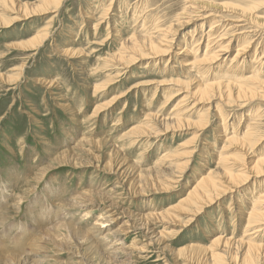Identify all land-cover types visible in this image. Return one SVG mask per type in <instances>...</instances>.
Wrapping results in <instances>:
<instances>
[{
	"label": "rangeland",
	"instance_id": "obj_1",
	"mask_svg": "<svg viewBox=\"0 0 264 264\" xmlns=\"http://www.w3.org/2000/svg\"><path fill=\"white\" fill-rule=\"evenodd\" d=\"M40 1L0 0V18H18L0 23V264H201L187 245L206 247V259L224 248L218 236L234 245L219 264H241L249 194L264 188V167L249 169L264 158V90L238 98L234 86L230 96L213 89L199 102L192 93L264 81V0H58L30 16L15 11ZM211 23L233 36L226 59L200 65ZM37 34L41 43L15 45ZM163 36V53L143 47L111 62L133 38ZM238 48L243 61L232 60ZM209 171L216 193L181 205ZM87 190L89 204L72 207ZM103 217L102 233L126 247L117 262L89 229ZM259 227L244 239L264 244Z\"/></svg>",
	"mask_w": 264,
	"mask_h": 264
},
{
	"label": "bare ground",
	"instance_id": "obj_2",
	"mask_svg": "<svg viewBox=\"0 0 264 264\" xmlns=\"http://www.w3.org/2000/svg\"><path fill=\"white\" fill-rule=\"evenodd\" d=\"M58 3V0H41L39 3L37 4H34L32 6H27V5H24V6H19L17 8H15V11L17 10L18 12L21 11V13H23L24 15H29L31 13H37L39 11H42L44 8H47L49 7L50 5H54ZM202 4V3H201ZM207 4V3H206ZM209 4V3H208ZM215 4V3H214ZM211 3V6L214 5ZM205 5V3H204ZM223 6V4H221ZM220 5V6H221ZM207 6V5H206ZM209 6V5H208ZM207 6V7H208ZM221 6V7H222ZM227 5L224 4L223 7H225ZM230 6V5H228ZM227 6V7H228ZM215 8V5L213 6ZM220 7V8H221ZM222 7V8H223ZM189 8V7H188ZM205 8V7H204ZM233 8V7H232ZM238 8V7H237ZM14 10V9H13ZM52 10V9H51ZM235 10V9H234ZM238 10V9H237ZM14 11V12H15ZM205 11V10H204ZM199 12V11H198ZM246 13V12H245ZM251 14V13H250ZM204 15V14H203ZM30 16V15H29ZM202 16V15H201ZM251 16V15H250ZM25 17V16H24ZM200 17V16H199ZM255 17V16H254ZM16 16H13L11 18H8V19H1L0 18V23L3 25V26H7V25H10L12 22H15L16 21ZM257 18V17H256ZM18 19V18H17ZM4 20V21H3ZM241 19L240 18H237L236 21L234 22H240ZM251 22V21H250ZM218 25L211 23V26L210 28L208 29V31L205 33V38L207 37L206 39V43H205V49H204V53H203V56L201 59H199V62H207V63H199L200 65H205V64H208V63H213V62H216L218 61L219 59L221 58H224L226 59V52H227V49H228V44L229 42L231 41V36H233V34H229L227 32H222V33H218V29L219 28H216ZM231 28V27H230ZM226 30V29H225ZM220 31V30H219ZM164 32V31H163ZM228 34V35H227ZM36 37V40L38 41L37 43H39L40 41L43 40L44 38V34H37L33 37H31L30 39L24 41L23 43H16L15 45L17 46H21V47H32V44H29L28 46H24L25 44L27 43H30L31 40L33 38ZM164 37L163 36L162 38H160V40L158 42H156L154 39H146V40H141V41H137L133 38V40H131V43H130V46H125L123 45V47L121 48V52H119V54H114L113 55V61H116L115 59H118V60H122L124 57L127 58L125 54H122V53H125V52H128V53H132L131 55H136L135 53H140L143 49V47H148L149 49H151L153 52H155V54H158V53H163V47L161 48L160 44L163 43L162 41H165L164 40ZM170 39V38H168ZM46 40V39H45ZM197 40V39H196ZM224 40H228L227 43L225 44L224 43ZM203 41V40H202ZM41 43V42H40ZM169 40L166 39V42H164L163 44L168 46L169 44ZM204 43V42H203ZM199 41L197 42V44H195V46L191 47V50L192 51H198L199 49ZM204 45V44H203ZM215 46V47H214ZM217 48V50H215ZM244 48V47H243ZM243 48H238L236 51H235V55L234 57L232 58V60H236L234 58H242L241 61H243V57H242V52H243ZM178 49L182 50V46L181 47H178ZM143 54V52H141ZM127 54V53H126ZM256 54V52H255ZM254 54V55H255ZM130 55V56H131ZM129 56V57H130ZM132 57V56H131ZM220 57V58H218ZM133 58V57H132ZM218 58V59H217ZM194 62V61H193ZM241 64V63H240ZM260 64V63H259ZM117 65V64H116ZM211 65V64H208V66ZM206 67V66H205ZM203 68V67H202ZM231 72H235L233 70V68L230 67ZM233 74V73H232ZM260 74H255V76H250L248 77L251 81H254L256 82L258 85L256 84H252V85H248V84H239V85H231L229 84L230 82H223V81H219L218 83H209L207 85H203V84H198L196 85V89L195 91H193L192 95H197V101L199 102V100H204V98L206 99H209L211 96V93L213 91V89L215 90L214 92L218 93L219 95L218 96H221V91L222 89H224V91L226 92V95L227 96H230L231 95V91H232V86H234V89L236 90V97L239 98V96L241 97H244L246 96L247 94L252 95L254 96L255 94H258L260 90H264V87L261 86V84L264 82L260 77H259ZM231 85V86H229ZM263 95V94H262ZM177 96V95H176ZM174 97V96H173ZM184 97L186 96H182V98L184 99ZM217 97V96H216ZM230 98V97H229ZM183 99H181L180 101H183ZM222 98H220L219 100H221ZM245 99V98H244ZM249 99H251L249 97ZM185 100V99H184ZM196 100V99H195ZM226 100V99H225ZM228 100V99H227ZM171 101V100H169ZM180 101H178V105L180 104ZM229 101V100H228ZM254 101V100H253ZM209 102V101H207ZM222 102V101H221ZM177 103H175L177 105ZM184 104L183 102L181 103V105ZM222 105V104H221ZM66 106V105H65ZM179 107V106H178ZM181 109V108H180ZM221 115H222V112H220ZM256 113V112H255ZM258 113V112H257ZM150 114V113H148ZM259 114V113H258ZM150 117V116H149ZM178 117V116H176ZM224 119H221V121H223ZM177 121V124H181L182 122H180L179 120H175ZM144 124V123H143ZM253 126V124H252ZM251 126V127H252ZM135 127V126H134ZM145 127V126H144ZM254 127V126H253ZM148 128V127H147ZM139 129V128H137ZM149 130V128H148ZM247 130V129H246ZM146 131V130H145ZM133 132V131H132ZM135 134V133H134ZM246 134V133H245ZM250 134V132H249ZM254 134V133H253ZM142 135V134H141ZM133 136V135H132ZM150 136V135H149ZM246 136V135H245ZM250 136V135H249ZM248 136V137H249ZM143 137V136H142ZM263 137V136H262ZM135 138V137H134ZM246 138V137H245ZM256 138V137H255ZM138 139V138H137ZM252 139V138H250ZM136 140V139H135ZM134 140V142H135ZM239 140V138L237 139ZM242 140V139H241ZM245 140V139H244ZM243 140V141H244ZM248 140V139H247ZM242 141V142H243ZM251 141V140H248V142ZM255 140L253 139L252 142L255 144L254 142ZM239 142V141H238ZM241 143V141H240ZM239 143V145H240ZM251 143V142H250ZM245 144H247L245 142ZM243 144H241L242 146ZM245 146V145H244ZM247 146V145H246ZM250 146V145H249ZM248 147V146H247ZM246 147V148H247ZM249 148V147H248ZM226 149V148H225ZM245 149V148H244ZM245 151V150H244ZM225 153V152H224ZM223 153V154H224ZM218 162L216 163H219L218 165L221 164V161L223 159V156L220 154H218ZM229 156V155H227ZM227 157H225L226 159ZM260 158V157H258ZM228 159V158H227ZM257 159V158H256ZM255 159V160H256ZM66 161V160H65ZM227 161V160H226ZM225 161V162H226ZM66 163V162H65ZM247 163V162H246ZM251 164L250 165V168L249 169H252L254 171V175H259L262 173V169L264 167V158H261V159H258L257 161L255 162H250ZM223 164V163H222ZM245 164V163H244ZM239 165V164H238ZM243 165V164H242ZM247 165V164H246ZM245 167V166H244ZM232 168V166L230 167ZM246 168V167H245ZM183 169V168H182ZM234 169V168H233ZM224 170V169H223ZM230 170V169H229ZM240 170V169H239ZM242 170V168H241ZM240 170V171H241ZM250 170V171H252ZM210 173L207 174L206 176H201L200 179L197 180V183H195V186L187 193V195L185 196V198L181 199L180 200V204L181 205H186L187 207L188 206H196L199 202H206V201H209L210 198H211V195H213L214 193H216V188H219V184H218V180H216V178L212 175L211 171H209ZM229 172V171H228ZM227 172V173H228ZM242 172V171H241ZM226 173V172H224ZM238 174H242V173H238ZM236 174V175H238ZM246 175L245 173H243V176ZM235 176V174H234ZM233 174H228V179L230 178V182L231 180H233L234 177ZM239 176V175H238ZM241 176V175H240ZM239 176V177H240ZM226 177H227V174H226ZM241 178V177H240ZM243 178V177H242ZM241 178V179H242ZM246 178V177H245ZM237 179V178H236ZM239 180V179H238ZM234 181V180H233ZM232 181V182H233ZM196 182V181H195ZM243 182V181H242ZM234 183V182H233ZM238 183V182H236ZM240 183V182H239ZM222 184V182H221ZM228 184V183H227ZM91 186V185H90ZM219 186V187H218ZM264 187V186H263ZM103 190V188H102ZM260 191H257L256 194H254L253 192H250L249 194V199H251L252 201V204L249 206V212H248V215H247V219H246V224H245V230L243 231V234H242V238L237 241L238 243L236 244V246L240 247V253H241V264H257V259H258V254L260 253V251H264V244H260V243H256L255 241H253L252 239L248 238L247 240H245L244 238H247L248 236H253L254 234L256 233H259L261 231V228L259 227L260 225L264 224V188L263 190L262 189H259ZM213 193V194H212ZM107 194V193H106ZM112 194V193H111ZM87 195H90L89 191H84L82 192L80 195H77V196H72L71 199H72V207H76V208H82L83 206H85V202H90V200L87 197ZM94 195V194H93ZM91 195V196H93ZM217 196V194H216ZM243 197V196H242ZM70 200V199H69ZM61 204V201H57V205H60ZM89 204V203H88ZM87 205V204H86ZM198 206V205H197ZM89 207V206H88ZM92 207H90L91 209ZM96 208V207H95ZM94 208V209H95ZM179 208H181V210H184V211H188L186 209V207H183V206H179ZM93 209V210H94ZM102 209V208H101ZM100 209V210H101ZM172 209V208H171ZM194 209V207H193ZM105 210V209H104ZM88 214H90V210H86ZM167 212V211H166ZM86 213V215H88ZM170 213V212H169ZM115 214V213H114ZM99 216H101L99 214ZM111 216V215H110ZM85 218V217H84ZM110 219V217H109ZM109 219H98V220H95L94 223L92 224V226L89 227L90 230L94 229L97 233V236H96V239L100 241V243L103 245L104 247V250H106V252L108 253L109 256H113L115 257L114 259H112V262H117V257L119 258L118 254L119 255H122L121 252H124V249H126V247L124 246V243L122 242V240H119V239H114V240H108V237H107V233H102V230H101V227H104L107 223L106 221H109ZM84 220V219H82ZM104 223H106L104 225ZM71 230H79V228L75 226H71V225H68L66 224ZM81 233H84V231H80ZM107 232V231H106ZM94 233V232H93ZM113 235V234H112ZM223 238L221 237H216L214 240H212V243L213 245L215 246H222V250L218 252V250H215L213 249V251H211L210 253V256L208 258H205L206 259H203V253L206 252L207 248L206 247H203L201 245H197V244H191V245H187L188 248L186 249L188 252H189V256L190 257V254L193 258V260H195V262H200L201 264H219V262L221 261L220 259L222 258L221 255L223 256V254H225L224 252H226V249L225 251H223L225 249V247H228L230 244L233 245V242L231 241H228V240H222ZM243 239V240H242ZM94 240V239H93ZM91 240V245H93L95 243V240L93 241ZM109 242V243H108ZM99 243V242H98ZM99 243V244H100ZM128 247V246H127ZM237 247V248H238ZM234 248V247H232ZM221 249V248H220ZM239 249V248H238ZM259 251V253H258ZM228 252V250H227ZM226 252V253H227ZM230 253V252H229ZM239 253V252H238ZM258 253V254H257ZM117 254V255H116ZM233 254V253H232ZM231 254V255H232ZM206 255V254H205ZM228 255V253H227ZM230 255V254H229ZM238 254L236 253V256ZM226 256V255H225ZM235 256V257H236ZM239 257V256H238ZM233 258V257H231ZM187 259V257H186ZM261 259V258H260ZM189 260V259H188ZM235 260V259H234ZM239 260V259H238ZM262 260V259H261ZM260 260V262H261ZM224 261V260H223ZM232 262V260H230ZM263 261V260H262ZM190 262L191 261V257H190ZM259 262V263H260ZM223 264V263H222Z\"/></svg>",
	"mask_w": 264,
	"mask_h": 264
}]
</instances>
